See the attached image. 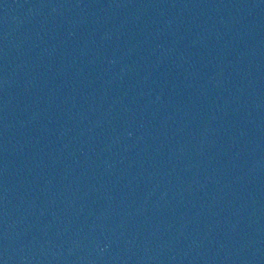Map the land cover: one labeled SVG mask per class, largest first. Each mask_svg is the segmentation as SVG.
<instances>
[{
	"label": "water",
	"instance_id": "95a60500",
	"mask_svg": "<svg viewBox=\"0 0 264 264\" xmlns=\"http://www.w3.org/2000/svg\"><path fill=\"white\" fill-rule=\"evenodd\" d=\"M0 264H264V0H0Z\"/></svg>",
	"mask_w": 264,
	"mask_h": 264
}]
</instances>
